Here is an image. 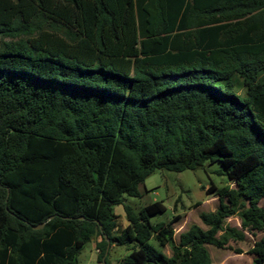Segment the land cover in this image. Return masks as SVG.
Returning a JSON list of instances; mask_svg holds the SVG:
<instances>
[{
  "label": "trees",
  "instance_id": "obj_1",
  "mask_svg": "<svg viewBox=\"0 0 264 264\" xmlns=\"http://www.w3.org/2000/svg\"><path fill=\"white\" fill-rule=\"evenodd\" d=\"M0 40V264H76L93 237L99 262L108 243L131 244L118 264H212L234 214L264 264V0H0ZM211 159L235 188L207 229L174 243L153 202L116 233L155 169Z\"/></svg>",
  "mask_w": 264,
  "mask_h": 264
},
{
  "label": "rangeland",
  "instance_id": "obj_2",
  "mask_svg": "<svg viewBox=\"0 0 264 264\" xmlns=\"http://www.w3.org/2000/svg\"><path fill=\"white\" fill-rule=\"evenodd\" d=\"M9 39H3L7 42ZM1 43V40H0ZM264 79V73L261 75ZM242 95V90L239 92ZM227 186L235 188L234 180H229L223 161L217 159L207 160L201 167L196 169H185L180 172L167 171L165 169H155L142 184L138 186L139 196H123V204L112 206V212L117 216L116 233L124 228L128 222L126 220L123 205H128L135 213L142 207L153 202H161L165 210L163 213L155 214L149 218L151 224L170 223L171 219H177L171 224L173 232V242H178V235L188 229L192 224L201 229H207L200 219L199 214L214 212L218 206L216 192ZM214 187V191L207 193L208 189ZM245 206L246 203H245ZM259 207H264V199L258 203ZM224 230L233 229L243 233L242 240L230 239L228 249H219L212 245H205L212 264H252V255L248 253L253 243L257 241L262 233L247 232L240 226L238 214H234L224 220ZM223 231L217 233L220 237ZM99 237H93L86 242L76 256V264H101L97 260L96 242ZM149 244L157 247L154 240L150 239ZM131 244L112 245L108 248L107 262L118 264L131 251ZM159 249V248H158ZM163 254L170 255L169 246L159 249ZM239 251L240 253H236Z\"/></svg>",
  "mask_w": 264,
  "mask_h": 264
},
{
  "label": "water",
  "instance_id": "obj_3",
  "mask_svg": "<svg viewBox=\"0 0 264 264\" xmlns=\"http://www.w3.org/2000/svg\"><path fill=\"white\" fill-rule=\"evenodd\" d=\"M42 227V224H39V225H37V226H34L33 227V229H39V228H41ZM108 243H107V246H106V250H105V254H106V252H107V250H108ZM105 254H104V256H105ZM104 256L102 257V259H101V264H104Z\"/></svg>",
  "mask_w": 264,
  "mask_h": 264
}]
</instances>
